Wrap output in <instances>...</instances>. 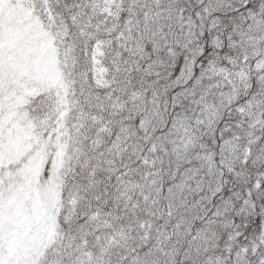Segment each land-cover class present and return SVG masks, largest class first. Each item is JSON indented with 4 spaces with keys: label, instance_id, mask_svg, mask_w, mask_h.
Here are the masks:
<instances>
[{
    "label": "snow or ice",
    "instance_id": "snow-or-ice-1",
    "mask_svg": "<svg viewBox=\"0 0 264 264\" xmlns=\"http://www.w3.org/2000/svg\"><path fill=\"white\" fill-rule=\"evenodd\" d=\"M0 264H264V0H0Z\"/></svg>",
    "mask_w": 264,
    "mask_h": 264
}]
</instances>
